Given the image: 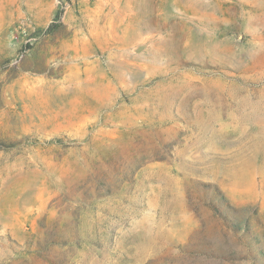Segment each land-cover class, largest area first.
Instances as JSON below:
<instances>
[{
    "label": "rangeland",
    "instance_id": "obj_1",
    "mask_svg": "<svg viewBox=\"0 0 264 264\" xmlns=\"http://www.w3.org/2000/svg\"><path fill=\"white\" fill-rule=\"evenodd\" d=\"M0 264H264V0H0Z\"/></svg>",
    "mask_w": 264,
    "mask_h": 264
}]
</instances>
